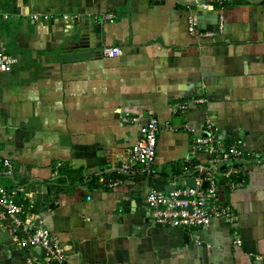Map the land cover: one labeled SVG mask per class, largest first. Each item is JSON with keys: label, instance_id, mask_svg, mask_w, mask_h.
<instances>
[{"label": "crops", "instance_id": "crops-1", "mask_svg": "<svg viewBox=\"0 0 264 264\" xmlns=\"http://www.w3.org/2000/svg\"><path fill=\"white\" fill-rule=\"evenodd\" d=\"M0 45L18 60L0 72V168L14 164L0 185L34 201L24 211L68 264H264V0H0ZM151 117L156 173H123ZM207 129L243 152L217 174L236 223L152 225L146 194L209 166L191 149ZM26 185L55 198L42 207ZM42 253L0 227V264H46Z\"/></svg>", "mask_w": 264, "mask_h": 264}, {"label": "built area", "instance_id": "built-area-1", "mask_svg": "<svg viewBox=\"0 0 264 264\" xmlns=\"http://www.w3.org/2000/svg\"><path fill=\"white\" fill-rule=\"evenodd\" d=\"M70 17L65 15L63 19ZM197 23L188 20V32L196 33ZM211 33H207L210 35ZM120 54L118 47L104 49V55L116 57ZM15 56L7 54L0 45V72H10L17 64ZM203 100H200L202 102ZM185 104H176L174 111H184ZM137 119H130L134 123ZM158 119L149 118L139 127V138L131 148V165H123V173L139 172L154 175L157 153ZM192 153L202 154L207 158L209 166L194 167V186L176 185L171 192L162 190L150 191L145 196L146 210L152 225L176 229H194L208 227L214 220L225 218L236 223L237 214L234 209L217 201V174L231 177L235 173V165L241 160L243 152L237 145H228L225 139L207 129L206 133L194 135L191 145ZM14 164L10 159L1 161L0 176H12ZM117 183L112 182L111 186ZM13 193L0 185V227L10 231L17 248L40 249L44 253L46 264H68L62 248L52 233L43 227H37L32 216L24 211L23 205L14 201ZM28 210L34 207V201H26ZM236 245L240 240L234 241ZM199 245V242H198ZM34 264H41L37 260Z\"/></svg>", "mask_w": 264, "mask_h": 264}, {"label": "water", "instance_id": "water-1", "mask_svg": "<svg viewBox=\"0 0 264 264\" xmlns=\"http://www.w3.org/2000/svg\"><path fill=\"white\" fill-rule=\"evenodd\" d=\"M212 11V10H211ZM210 12V11H209ZM204 17V16H203ZM209 17H211L213 19V25H216V17L214 15H211L209 13ZM206 18V17H205ZM204 22V20L201 19V17H199L197 19V27L199 25H201ZM216 28V27H215ZM189 186H194V180L191 179L188 182ZM26 192H30L33 195V198L36 200L37 203H39L42 207L44 206L45 203L50 202L51 199L54 200V196L50 195V190H49V186H41V185H30L29 187H27V185L25 186ZM174 189V187L170 188V192ZM38 252H41L40 249H37ZM42 256L44 257V253H42ZM54 264V263H51Z\"/></svg>", "mask_w": 264, "mask_h": 264}, {"label": "trees", "instance_id": "trees-1", "mask_svg": "<svg viewBox=\"0 0 264 264\" xmlns=\"http://www.w3.org/2000/svg\"><path fill=\"white\" fill-rule=\"evenodd\" d=\"M225 142L228 144L227 141H225ZM23 208H24V210L34 212V211H35V204H34V207H33L32 209L28 210L27 203L25 202V203L23 204ZM194 229H198V228H194Z\"/></svg>", "mask_w": 264, "mask_h": 264}]
</instances>
